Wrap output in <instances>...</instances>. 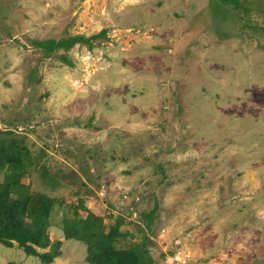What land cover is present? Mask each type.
<instances>
[{
  "label": "rangeland",
  "instance_id": "374dc122",
  "mask_svg": "<svg viewBox=\"0 0 264 264\" xmlns=\"http://www.w3.org/2000/svg\"><path fill=\"white\" fill-rule=\"evenodd\" d=\"M239 2L0 0V130L59 243L47 263L0 243V264H89L63 230L88 212L143 264H264V0Z\"/></svg>",
  "mask_w": 264,
  "mask_h": 264
},
{
  "label": "trees",
  "instance_id": "16d2710c",
  "mask_svg": "<svg viewBox=\"0 0 264 264\" xmlns=\"http://www.w3.org/2000/svg\"><path fill=\"white\" fill-rule=\"evenodd\" d=\"M211 1L215 2L217 16L241 7L239 0ZM97 35L102 36L103 32L90 37L69 36L33 42L48 55L58 48L68 50L77 43L91 47L90 40ZM60 59L65 60L63 56ZM29 166H34V158L23 139L13 131L0 130V170L4 171L0 181V243L7 247L16 244L25 253L47 263L58 255L59 243L50 242L46 232L48 217L56 200L42 193H30L27 185L20 182ZM119 224L120 220L105 231L101 218L89 212L84 218H63L65 237L86 244L89 264H143L144 257L137 255L136 249L116 246L115 241L121 235ZM39 248L48 250L39 252Z\"/></svg>",
  "mask_w": 264,
  "mask_h": 264
},
{
  "label": "clouds",
  "instance_id": "9594fccd",
  "mask_svg": "<svg viewBox=\"0 0 264 264\" xmlns=\"http://www.w3.org/2000/svg\"><path fill=\"white\" fill-rule=\"evenodd\" d=\"M139 0H125V3H132V4H135V3H138Z\"/></svg>",
  "mask_w": 264,
  "mask_h": 264
}]
</instances>
